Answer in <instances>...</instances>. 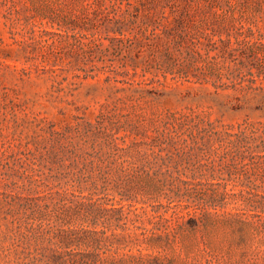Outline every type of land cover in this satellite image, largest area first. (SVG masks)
I'll use <instances>...</instances> for the list:
<instances>
[{"label":"rangeland","instance_id":"obj_1","mask_svg":"<svg viewBox=\"0 0 264 264\" xmlns=\"http://www.w3.org/2000/svg\"><path fill=\"white\" fill-rule=\"evenodd\" d=\"M147 1L0 0V264H264V0Z\"/></svg>","mask_w":264,"mask_h":264},{"label":"trees","instance_id":"obj_2","mask_svg":"<svg viewBox=\"0 0 264 264\" xmlns=\"http://www.w3.org/2000/svg\"><path fill=\"white\" fill-rule=\"evenodd\" d=\"M136 12L134 22L141 16L140 22L144 34L146 35L148 33L150 36H155L158 30L163 31V34H165L181 27L185 22L188 11L187 8L178 6L175 0H148L146 3H142ZM124 23V21H119L118 23L119 29L117 32L121 35H123L122 28H124ZM69 247L68 244L64 248L68 249ZM63 252L67 251H63V248L60 247L55 256L61 257Z\"/></svg>","mask_w":264,"mask_h":264}]
</instances>
